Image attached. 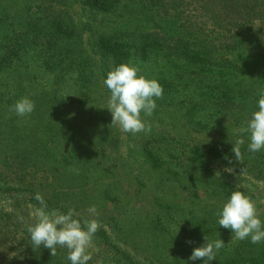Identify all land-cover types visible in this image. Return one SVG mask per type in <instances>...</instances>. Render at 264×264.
I'll return each mask as SVG.
<instances>
[{
	"label": "trees",
	"instance_id": "16d2710c",
	"mask_svg": "<svg viewBox=\"0 0 264 264\" xmlns=\"http://www.w3.org/2000/svg\"><path fill=\"white\" fill-rule=\"evenodd\" d=\"M82 2L77 11L68 0H0V264H71L66 248L57 246L51 256L33 246L27 225L37 222V193L48 210L71 209L82 224L99 221L88 264H204L189 257L205 236L225 243L210 264H264V242L237 240L219 226L217 213L231 193L247 189L213 169L215 156L231 160L242 139V172L264 182V149L250 152V133L239 131L259 110L264 89V0ZM147 61L156 71L137 67L138 75L164 64L162 88L181 91L184 107L235 128L219 140L185 129L179 139H139L143 164L181 179L179 188L188 192L156 197L145 209L134 203L142 192L135 179L122 183L133 173L120 136L90 130L111 128L94 122L102 119L94 109L110 92L107 74ZM25 97L34 101L31 114L10 111ZM92 205L98 216L88 213Z\"/></svg>",
	"mask_w": 264,
	"mask_h": 264
},
{
	"label": "clouds",
	"instance_id": "9594fccd",
	"mask_svg": "<svg viewBox=\"0 0 264 264\" xmlns=\"http://www.w3.org/2000/svg\"><path fill=\"white\" fill-rule=\"evenodd\" d=\"M139 68L129 64H120L107 74L104 84L110 90L107 109L112 115V126H119L122 132L137 134L150 133L151 126L142 119L151 116L156 109V99L163 98V88L155 79H147L138 75ZM258 111L252 113L251 118L245 121L246 127L240 132L250 133L248 150L258 152L264 149V89L260 91ZM35 110L34 101L25 97L10 107L18 116H26ZM244 141L239 139L232 148L235 160L242 163L243 157L240 145ZM231 162V161H230ZM76 171V170H74ZM40 207L34 209L36 223L27 225V231L35 248L41 245L50 250L51 256L57 254V246L68 250L67 259L71 264H88L92 259L88 252L93 238L100 228L97 219L80 220L73 218L71 209L64 214L58 210H48V206L40 193L35 195ZM92 216L99 213L95 205L87 209ZM219 226L230 229L237 240L250 239L252 244L264 242V224L257 215L255 203L241 191H233L230 199L217 213ZM23 220V217H19ZM205 244L194 248L190 260L202 259L204 264L216 260L217 252L224 247L221 239L209 241L205 236Z\"/></svg>",
	"mask_w": 264,
	"mask_h": 264
},
{
	"label": "rangeland",
	"instance_id": "374dc122",
	"mask_svg": "<svg viewBox=\"0 0 264 264\" xmlns=\"http://www.w3.org/2000/svg\"><path fill=\"white\" fill-rule=\"evenodd\" d=\"M68 5L73 7V9L77 11H80L81 9H83L82 7H84L82 0H68ZM154 65L155 63H153L152 61L142 62L141 64H134L135 67H140L141 69L150 67L151 72L153 70L156 71ZM163 65L164 64H162L161 68H159V71L155 72L154 74L147 75L148 71H145V77L155 79L158 83L162 82L163 79H165L166 74H169L168 69L165 70V67ZM172 66H175V64H168V67ZM180 92L181 91L171 93L163 87V98L156 99L157 107L154 110L153 114L149 117L144 116L142 113V119L146 122V124L151 126V132L147 134L144 132H140L137 134L124 133L121 131L119 126L111 125L112 115L110 110L107 109L111 93L108 91H106V94H104L103 98H101L100 103L98 104L99 106L94 109L96 112L97 110H100L102 117V119H95L94 122H98L97 124H99L100 122L104 126L106 124L107 126L111 125V128L105 126V129L99 128L96 130L92 129L90 131L94 135L99 136L111 135L114 133H117L120 136L122 141L119 151H121V153L125 157L130 156L132 164L131 173H133L132 176L128 178L121 177V180L123 183L126 179H131V182L133 181V179H135L136 185L142 188L139 199H137V201H134V203L137 202V206L141 208H150L153 205V202L156 201L154 200L156 197H163L164 199L174 200L177 199V197L181 198L187 195L188 192L187 190L182 192V190L179 188L182 183L181 179H177L174 177L172 178L170 174H155L154 172H152L153 169L151 168V166H148V164H143V157L140 151L139 139H142L143 137H147L150 139L160 135H164L165 138L172 137L171 140H174L173 137L177 135L179 139L181 135H178L177 133H181V131L185 129L193 130L191 133L194 137H206L210 134L209 137L212 140H219L218 138L226 137L231 132V130L235 128V125H233L232 127L228 126L226 124L227 120L219 122V118L210 117L209 114L204 111H200L196 108H194V110H190L187 107H184L180 102L183 99V96L182 94L180 95ZM209 119L213 120L209 121ZM67 120L71 122L77 121L80 124H84L90 121V119ZM83 120H85V122H83ZM207 121H209V123H205ZM181 124L185 126L182 127ZM188 124L191 127H188ZM178 144L181 143L178 142ZM231 154L232 159L228 160L227 157H224L223 155H221V153L219 155L218 153V155L215 156V160L213 162V169L219 176H224L227 180H233L234 184L238 188L247 189V193L245 194V196L250 197L251 200L255 203L257 215H264V182L259 181L254 177H249L244 172H242L241 165H239V162L235 160V154ZM109 163H105V165H109ZM145 169L148 170V173L146 171V176H142L143 179H137L136 175L138 173H141ZM154 176H156V178ZM227 176H231L232 178ZM161 179H164V182H162ZM141 181L143 182L140 183Z\"/></svg>",
	"mask_w": 264,
	"mask_h": 264
}]
</instances>
